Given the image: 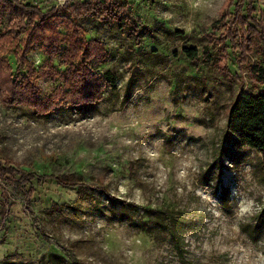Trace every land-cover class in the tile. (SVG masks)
<instances>
[{"label": "rangeland", "instance_id": "374dc122", "mask_svg": "<svg viewBox=\"0 0 264 264\" xmlns=\"http://www.w3.org/2000/svg\"><path fill=\"white\" fill-rule=\"evenodd\" d=\"M66 1L0 13V264H264V166L226 129L264 89V0Z\"/></svg>", "mask_w": 264, "mask_h": 264}, {"label": "trees", "instance_id": "16d2710c", "mask_svg": "<svg viewBox=\"0 0 264 264\" xmlns=\"http://www.w3.org/2000/svg\"><path fill=\"white\" fill-rule=\"evenodd\" d=\"M21 0H0V13L3 10H9L12 9L11 4L13 2L19 3ZM37 1V0H34ZM69 5L71 9L75 12V16H77V2L76 0L66 1L62 7H65ZM59 8V7H58ZM56 8L50 9L47 12H43L42 9L36 5H32L31 3L23 4L22 2L19 3V6H17V12H19V15H21V19L28 21L29 18H34V30H39L40 28L47 27L49 29L50 27L45 25L47 16L49 14L53 13ZM254 13V12H253ZM25 21V22H26ZM22 27H25V24H22ZM5 36V35H3ZM6 37V36H5ZM26 42L23 40V48L25 47ZM15 46H21V41H18L15 43ZM3 48V47H2ZM4 50V49H3ZM182 53L187 61H194L196 60L201 53L198 52V50L194 47L190 48H184L182 50ZM15 54V55H14ZM14 56L17 59V68H22L25 64L23 60H21V57L17 56L16 49L14 52ZM202 54L210 60L211 56L205 52H202ZM7 55H12L11 53H8ZM12 55V56H13ZM252 72L255 76H257L258 80L264 83V68L259 66L252 67ZM104 82L107 84V86L110 89H114L116 85V78L112 76L111 73L107 72L102 76ZM104 83V84H105ZM93 85V83H86V86L90 88ZM10 92V91H8ZM11 93V92H10ZM96 93H94L95 95ZM8 95V94H7ZM94 95H88L87 98H94ZM88 99H86L87 101ZM87 103L86 105H93L94 103L91 102H83ZM226 129L228 133L231 136L236 137L241 144L244 146L249 147L252 150H255L261 157L262 164L264 166V89L260 91L256 95H250L248 93H244L239 99H237L233 105L231 106L227 118V124ZM9 168V172H6L5 174H12L14 170L11 167ZM5 167L0 166V171H4ZM22 175V173H20ZM24 182H30L32 180H35L37 183H43L48 179L51 180H57V177H53L51 175L42 174V175H22ZM122 205L134 207V205L129 203H122ZM176 224L175 221L169 216L166 218V225L169 232V235L171 237V240L174 245L178 244V237L176 234V231L174 229V225ZM54 259V260H52ZM56 260L62 261V258L55 254H50L46 256L42 261H40V264H59L56 263Z\"/></svg>", "mask_w": 264, "mask_h": 264}]
</instances>
